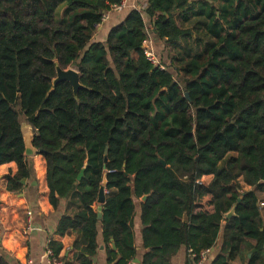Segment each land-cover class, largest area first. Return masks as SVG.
Listing matches in <instances>:
<instances>
[{"label":"trees","instance_id":"1","mask_svg":"<svg viewBox=\"0 0 264 264\" xmlns=\"http://www.w3.org/2000/svg\"><path fill=\"white\" fill-rule=\"evenodd\" d=\"M122 2L0 0V166H18L8 192L20 194L21 182L35 179L23 118L47 164L52 206L78 200L79 212L56 230L81 236L76 264H93L100 224L108 264L137 258L135 201L147 250L141 264H173L182 249L186 264L210 249L205 264H264V0H148L95 42L104 14ZM146 18L178 55L183 84L145 57ZM193 20L194 30L204 28L199 46L177 53L193 36L184 29ZM58 68L78 71L77 99L68 82L50 94ZM241 179L253 190L243 191ZM49 250L60 259V243ZM0 264H12L3 251Z\"/></svg>","mask_w":264,"mask_h":264},{"label":"crops","instance_id":"2","mask_svg":"<svg viewBox=\"0 0 264 264\" xmlns=\"http://www.w3.org/2000/svg\"><path fill=\"white\" fill-rule=\"evenodd\" d=\"M208 1V0H188V4L192 5L194 2ZM148 0H128V7L116 12H112L107 22L100 25L94 33L93 40L95 42H105L110 31L120 25L126 18L130 10L143 12L147 6ZM197 20L184 25L185 30L192 31V37L188 41H181L180 47L195 48L198 47V37L204 31H196L193 25ZM146 25L149 33V38L152 42V50L162 61L160 54L162 43L170 44L166 40L161 41L155 37L151 28V22L146 18ZM202 37V36H201ZM201 41V40H200ZM202 46L205 42L201 41ZM160 45V46H159ZM167 45V47H168ZM172 46V45H171ZM173 48V47H172ZM173 56H176L174 52ZM163 62L165 58H163ZM160 61V62H161ZM163 65V64H162ZM33 159V167L35 172V179L27 181L22 193L14 194L7 190V176L16 175L18 166L16 163H9L0 166V251H3L10 259L12 264H51L48 257V249L51 242H57L62 245V251L59 258L62 262H70L76 264L74 261L75 251L73 249L74 243L81 240L78 233H69L65 236H60L56 233L60 220L64 217H74L79 212L78 200H62L58 209H55L50 203V190L47 184V164L42 155H38ZM213 177L204 178V182L210 183ZM242 180V179H241ZM240 184L243 191L250 192L253 188ZM243 181V180H242ZM37 183L34 185V183ZM264 197V194L259 193L258 196ZM260 199V198H259ZM100 205L95 204L94 210L101 211ZM261 207V206H260ZM33 213L34 231L29 237L23 236V230L27 220V213ZM264 218V216H263ZM142 224L140 220V202L135 201V215L133 220L134 243L137 252V258L129 264H141L142 259L147 252L143 248L142 241ZM102 226L99 227L98 237V251L93 257V264H108L107 254L102 236ZM215 250L208 258L212 257ZM187 251L182 249L173 259V264H186ZM233 264H245L241 259H238Z\"/></svg>","mask_w":264,"mask_h":264},{"label":"water","instance_id":"3","mask_svg":"<svg viewBox=\"0 0 264 264\" xmlns=\"http://www.w3.org/2000/svg\"><path fill=\"white\" fill-rule=\"evenodd\" d=\"M237 2H239L237 0ZM63 82H68L71 84L73 91H74V95L75 98H78V93L81 89H83V86L80 84V75L78 73L77 70L73 69V68H69L68 70H63L61 68H58L57 70V78L54 80L53 83V88L50 91V94L53 93L55 91V88ZM186 98L189 100L190 96L188 93H186ZM22 134H23V138H24V142H25V147H26V151H25V157L27 158H34L36 156H38L41 152L34 147L33 145V140H34V133L32 130V127L30 125H22ZM108 150V147H107ZM106 150V153H107ZM107 162V160H105ZM160 163L161 165H163L164 167L167 166L166 162L162 159H160ZM87 166V164H86ZM84 176V171H82L79 175L78 180H81ZM107 176L104 177V183H103V187L100 189V193H99V199H98V203L99 204H104L106 201V196H105V187H107ZM22 185L25 186L27 183V180L24 179L22 182ZM37 183L35 182L34 185H36ZM146 197H144L142 199V201H145ZM236 216V207H234L228 214H226L225 219L226 220H230L231 218ZM99 218H102V214L99 215ZM185 222H187V218H185L184 220ZM114 249L115 246H113Z\"/></svg>","mask_w":264,"mask_h":264},{"label":"built area","instance_id":"4","mask_svg":"<svg viewBox=\"0 0 264 264\" xmlns=\"http://www.w3.org/2000/svg\"><path fill=\"white\" fill-rule=\"evenodd\" d=\"M128 7V0H123V2L120 5H113L110 8V11L105 13L102 19V24H104L105 22H107L110 18V15L112 12H116L119 11L121 9H124ZM133 10V9H132ZM135 10V9H134ZM143 52L145 57L155 66H161L162 69H165L164 65H162V63L160 62L159 58L157 57V55L154 53V51L152 50V42L150 40V38L146 39L143 43ZM34 231V223H33V213L31 211H28L27 213V220L25 223V228L23 230V236L24 237H29L32 232ZM212 253V249L210 250H206L204 252L201 253L200 255V263L199 264H205V262L207 261L209 255ZM48 257L51 261V264H63L61 259H52L53 258V252L51 250L48 249Z\"/></svg>","mask_w":264,"mask_h":264},{"label":"rangeland","instance_id":"5","mask_svg":"<svg viewBox=\"0 0 264 264\" xmlns=\"http://www.w3.org/2000/svg\"><path fill=\"white\" fill-rule=\"evenodd\" d=\"M238 1H241V0H238ZM65 11H66V6H63V7H61L60 9H59V11H58V14H57V18H58V21L59 20H62L64 17H65ZM161 45V46H160ZM159 46L161 47V51H160V54L161 55H163V57L161 56V59H162V61H161V63L164 65V67L165 68H167V69H171V71H172V73L174 74V76H175V78H176V80L180 83V84H183V80H182V76L181 75H177V73L175 72V68H178V67H181L178 63H177V58H178V55H176V56H173V54H174V51H173V48H172V46H171V44H167L168 45V47H167V45H166V43H162V44H160ZM178 51V52H177ZM176 52L177 53H179L180 51L181 52H183V53H185V51H186V47H184V48H178V50H177ZM163 58H165V61L166 62H163L164 60H163ZM174 59H175V61H174ZM73 69H75V68H73ZM76 70V69H75ZM22 122H23V124L24 125H26V123H25V119H23L22 118ZM205 183H206V180H205ZM241 183H243V181L241 180ZM259 195V194H258ZM259 198H260V206H261V211H262V215L264 216V197H262L261 195L259 196ZM208 200L206 201V200H204L203 202H202V204L204 205L203 207L204 208H208Z\"/></svg>","mask_w":264,"mask_h":264}]
</instances>
